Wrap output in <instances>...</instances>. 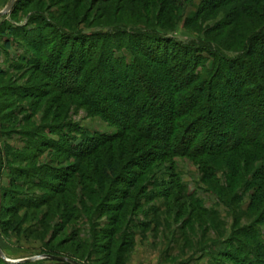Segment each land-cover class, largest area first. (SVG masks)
Returning <instances> with one entry per match:
<instances>
[{
    "label": "trees",
    "instance_id": "obj_1",
    "mask_svg": "<svg viewBox=\"0 0 264 264\" xmlns=\"http://www.w3.org/2000/svg\"><path fill=\"white\" fill-rule=\"evenodd\" d=\"M178 2L163 0V10L170 7L172 13ZM221 8L225 9L221 20L190 40L172 35L171 18L164 25L163 21L157 26L136 21L105 26L107 32L70 33L39 13L27 22L37 26L22 38L4 26L0 37L14 35L28 47L16 59V70L37 72L48 86L37 94L32 87L12 92L19 100L33 102L16 108L9 104L5 108L10 112L0 117L8 125L1 127L0 137L6 134L21 144L0 146V181L5 169L10 177L6 187L0 186V195L10 201L8 209L52 203L48 213L59 220L76 222L86 215V222L94 225L106 216L107 227L98 233L107 241L104 251L109 255L116 248L126 256L134 235L148 227L138 216L150 215L147 206L156 197L182 195L200 211L219 216L218 211L203 208V201L182 182L176 159L186 158L211 187L204 191L215 194L240 225L235 237L204 247L211 252L217 244L224 246L213 264H264V0H202L184 26ZM4 47H11L10 40L5 39ZM72 96L87 113L115 127V132L89 136L78 129L81 140L72 144L76 139L72 130L65 132L72 127L65 117L70 100L66 97ZM43 99L47 105L42 120L48 122L39 124L33 112ZM46 150L54 157L76 159L72 172L92 185L88 191L80 185L87 193L77 200L81 214L73 210V174L64 179L51 168L49 177L60 184L45 180L46 167L38 166L36 158ZM31 188L52 193L40 195ZM246 199L250 220L240 224L243 214L237 207ZM7 225L0 220L4 230L19 233L15 225ZM40 255L44 257L21 263L0 257V264H69L53 256L86 264L88 254L65 255L48 247Z\"/></svg>",
    "mask_w": 264,
    "mask_h": 264
},
{
    "label": "rangeland",
    "instance_id": "obj_2",
    "mask_svg": "<svg viewBox=\"0 0 264 264\" xmlns=\"http://www.w3.org/2000/svg\"><path fill=\"white\" fill-rule=\"evenodd\" d=\"M9 2L10 0H0V11ZM162 4L163 0H22L13 14L9 13L0 18V31L4 26L12 27L16 36L22 38V34L37 26L36 22L30 24L27 22L39 13L44 14L45 17H52L55 22L62 25L70 33L79 31L86 33L107 32L108 29L105 26L136 21L140 23L145 21L148 25L150 24L149 26H157L161 23L156 22L163 21L162 24L164 25V21L171 18V21L175 22L172 35L181 40H190L197 38L204 28L214 26L215 23L219 22L225 10L221 8L215 12L202 15L191 26L186 27L184 20L196 12L198 6L202 5V0H192L186 4L180 0L178 5L173 7L172 13H170V7L163 10ZM141 18L143 19L140 20ZM165 27L167 30L170 29L166 25ZM225 36L226 33L221 37L224 38ZM18 38L10 34H5V38L0 37V106L4 105L3 110L1 107L0 117L4 112H10L9 109L6 110L5 108L9 104H14L11 108H16L20 104L21 106L29 105L33 102L32 100H19L12 96V92L31 91L32 89H29L31 87L35 88L34 94L48 90L47 83L41 74L21 69L16 70L15 63L18 62L16 59L18 60L19 54L28 48ZM5 39L10 40V48L4 47ZM69 44L71 41H68ZM77 50H79L78 47ZM123 54L127 56L128 60L131 58L127 52H123ZM120 55L121 53L117 54V56ZM67 78L70 79V76ZM66 98L70 99V102L68 101L66 104L68 106L65 108V117L67 122H71L72 127L66 128L65 132L69 131L68 129L72 130V135L76 138L71 141L72 144H77L81 140L80 134L76 133L78 129L86 132L89 136L115 132V127L109 125L101 117L87 113L83 106L78 105V98L74 96ZM45 100L43 99L42 103L35 108L36 112H33L34 117L37 118L36 122L39 124L48 122L42 120V116H45L44 106L47 105ZM54 111L51 109L50 112ZM24 114L27 115L28 113ZM1 118L0 129L4 125L8 126ZM7 143L11 146H21L14 138L9 139L4 134L0 137V146L4 148ZM76 162L77 160L73 157H54V154L48 150L38 154L36 158L38 166L46 167V175L51 174L52 171L49 170L51 168L59 170L64 175V179L73 174L74 182L76 180V184L73 183L74 194L71 197L75 206L73 210L81 214L82 205L77 204V200L87 193L82 191L80 185L84 184L87 191L92 185L86 180L84 181L83 178L81 179L79 173L72 172ZM176 163L182 182L187 184L188 192L193 193L195 198L203 201V208L216 210L219 212V216H211L200 211L195 205H191L181 197V194V196L172 195L168 199L156 197L147 206L150 208L148 211L150 215L138 216L139 220L147 223L148 227L139 230L134 235L131 251L125 256L113 248L111 254L108 255L104 251L107 241L103 239L102 234H98L107 227L106 216L99 219L95 225L93 222H86V215L77 219L76 222L68 219L59 220L60 218L48 213L52 203L35 209L15 211V209H8V206H11L10 201L0 195V220L8 222L7 226L15 225L16 230L19 231L16 233L0 227L2 251L6 253L8 258L19 259L41 256L40 254L48 247H54L65 255L74 254L77 257H83L88 254L89 256L87 255L86 259L83 260L86 264H122L123 261V264H213V261L217 259L216 254L221 252L224 246L217 244L213 246L214 250L211 252L204 247L217 239L235 237L233 232L236 228H240V225H236L232 213H227L225 207L218 202L215 194L204 191L205 188L211 187L202 180L201 173L192 161L179 158L176 159ZM49 175L45 180L58 186L60 183ZM9 180L8 171L5 169L1 176L0 186L6 187ZM78 181L80 183L77 185ZM31 191L36 194L40 193V195H51L52 193L48 189L31 188ZM22 192L25 193V191ZM87 204L89 205V203ZM247 206L248 200L246 199L237 207V212L243 214L240 218V224L250 220V217L247 218L246 216L250 215ZM85 211L88 213L87 209ZM96 215L92 217L93 221H96ZM44 264L56 263L44 262Z\"/></svg>",
    "mask_w": 264,
    "mask_h": 264
},
{
    "label": "water",
    "instance_id": "obj_3",
    "mask_svg": "<svg viewBox=\"0 0 264 264\" xmlns=\"http://www.w3.org/2000/svg\"><path fill=\"white\" fill-rule=\"evenodd\" d=\"M17 1L18 0H10V2L0 11V18L9 14L12 11V9L15 6ZM0 257L9 263H21V262L34 261V260H37L39 258H43L44 256H33L30 258L11 259L5 255V253L2 251V249L0 247ZM52 258L57 260V261L66 262L69 264H83L77 260H74V259L66 257V256H53Z\"/></svg>",
    "mask_w": 264,
    "mask_h": 264
}]
</instances>
